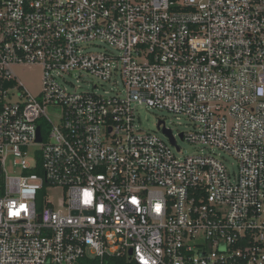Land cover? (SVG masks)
Segmentation results:
<instances>
[{"label":"built area","instance_id":"2783aa9c","mask_svg":"<svg viewBox=\"0 0 264 264\" xmlns=\"http://www.w3.org/2000/svg\"><path fill=\"white\" fill-rule=\"evenodd\" d=\"M75 72L123 90L82 91ZM139 106L193 122L182 139L238 174L179 158ZM84 259L264 264V0H0V264Z\"/></svg>","mask_w":264,"mask_h":264},{"label":"rangeland","instance_id":"374dc122","mask_svg":"<svg viewBox=\"0 0 264 264\" xmlns=\"http://www.w3.org/2000/svg\"><path fill=\"white\" fill-rule=\"evenodd\" d=\"M98 50L113 52V49L106 45H100ZM14 73L30 93L33 95L41 94L43 84V69L41 66H17L14 68ZM68 82L82 91H91L101 95H103L105 91H108L110 94H116L119 90H123V85L119 77L111 82H103L91 75L75 72L72 76L68 77ZM95 86H97V89H95ZM137 117L140 130L146 133L156 134L170 145L172 144L170 138L163 133L162 129L159 130L158 127L161 121L165 122L166 126L173 131L177 139L178 147L181 148V153L177 155L179 158L183 159L189 156L210 152L216 154L217 157L225 163L232 174H238L239 163L232 155L221 150H208L203 146L190 143L181 138L182 133L190 135L196 130L194 123L188 119L183 117L178 118L166 110L150 109L146 106L137 107ZM39 148L40 147H37V149ZM174 149L177 151L176 147ZM49 197L51 201L59 203L62 198V190L52 191Z\"/></svg>","mask_w":264,"mask_h":264},{"label":"water","instance_id":"95a60500","mask_svg":"<svg viewBox=\"0 0 264 264\" xmlns=\"http://www.w3.org/2000/svg\"><path fill=\"white\" fill-rule=\"evenodd\" d=\"M161 125H163V122L161 121L158 125V127L160 128ZM163 132L170 138L171 140V143L173 145H176V141L175 139L173 138V135H172V132L170 130H166V129H163ZM183 137V134H181V138ZM42 138H41V133H40V130H38V141H41ZM130 253L132 254V251H130Z\"/></svg>","mask_w":264,"mask_h":264},{"label":"trees","instance_id":"16d2710c","mask_svg":"<svg viewBox=\"0 0 264 264\" xmlns=\"http://www.w3.org/2000/svg\"><path fill=\"white\" fill-rule=\"evenodd\" d=\"M117 263H122V260H117ZM79 264H98V260L84 259Z\"/></svg>","mask_w":264,"mask_h":264}]
</instances>
